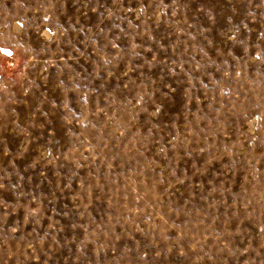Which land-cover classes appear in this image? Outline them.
I'll use <instances>...</instances> for the list:
<instances>
[{"label": "rangeland", "instance_id": "374dc122", "mask_svg": "<svg viewBox=\"0 0 264 264\" xmlns=\"http://www.w3.org/2000/svg\"><path fill=\"white\" fill-rule=\"evenodd\" d=\"M0 264H264V0H0Z\"/></svg>", "mask_w": 264, "mask_h": 264}]
</instances>
